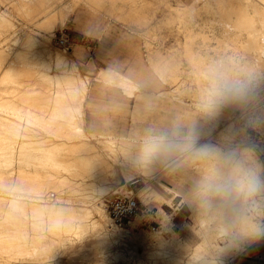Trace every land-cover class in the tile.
Segmentation results:
<instances>
[{"label": "rangeland", "instance_id": "374dc122", "mask_svg": "<svg viewBox=\"0 0 264 264\" xmlns=\"http://www.w3.org/2000/svg\"><path fill=\"white\" fill-rule=\"evenodd\" d=\"M178 8L182 13L180 19L174 13ZM60 31L67 34L68 48L57 41ZM25 35L48 42L51 53L66 57L74 73L57 76L55 72L61 74L62 70L43 62L35 50L37 43L23 44ZM177 60L181 67L177 75L164 77L155 67L164 62L169 68H175ZM12 64L16 65L14 74ZM91 69L109 74L101 77ZM3 81L18 86L13 92L0 91L1 95L7 94L4 100L0 95V114L7 116L4 125L12 128L10 131L19 126V131L27 132L23 138L30 139L28 148L38 149L61 141L75 145L68 151L59 148L56 155L68 164L66 169L61 166L60 174L71 178L64 180L71 184L69 187L62 183V176L51 181L49 175H44L46 178L40 179L44 185L36 191L35 186L31 187L36 179L21 177L17 172L18 155L10 165L0 161V264H166L164 253L150 254L156 237L168 239L176 235L180 242L191 246L201 241L199 221L202 220L196 214L199 220L196 221L194 212L199 206L194 200L212 196L226 201L236 190L230 188L224 195L206 191L205 177L211 172L195 166V162L217 149L237 154L242 149H252L262 164L264 180V8L258 6V0H0V84ZM213 84L221 89V94L215 105L208 107L206 95ZM178 88L183 94L177 93ZM136 102L140 105L134 124L129 113L136 108ZM124 113L128 139L154 130L168 131L171 120L178 119L177 123L183 126L178 127L185 134L179 148L185 155L182 162L193 173L186 177L176 169L169 174L173 177L133 174L127 180L118 174L112 179L107 162L128 153L130 143L125 141L128 139L110 143L97 138L107 128L121 124L106 119H115ZM91 131L96 135L92 136ZM207 144L210 147L203 152L201 147ZM159 149L155 153L168 151ZM25 162L23 165L27 167ZM90 162L106 166L104 179L90 171L87 165ZM217 175L221 177L220 182L228 180L225 175ZM91 178L95 181L94 194L100 192L97 191L101 190L99 184L106 183L102 200L113 190L131 189L139 199L140 209L154 213L151 218L159 226L152 230L149 221L141 226L139 214L125 227H117L106 212L108 224L106 221L102 231L112 234L117 230L124 236H110L103 242L98 225L91 220L97 219L98 214L84 217L81 226L70 225L77 219L69 216L67 208L77 214L85 212L88 201L80 205L79 192L91 187L78 185ZM132 179L136 181L131 183ZM55 183L60 187H55ZM150 184L157 191L151 190L144 196L141 191ZM60 190L65 191L63 195L71 193L72 199L61 198ZM236 191L240 195L241 190ZM259 194H254L255 198L251 196L253 203L248 212L253 211L254 220L262 226L264 190ZM90 196L81 197L89 199ZM22 203L25 206L20 207ZM59 207H62L60 211ZM225 208L233 209L230 204ZM59 216L63 218L59 221L62 227L50 229L48 225L55 223ZM211 230L217 243L228 242L229 237L221 227L214 226ZM235 237L239 248L233 245L218 250L221 252L214 250V264H264V234L252 241Z\"/></svg>", "mask_w": 264, "mask_h": 264}, {"label": "bare ground", "instance_id": "6f19581e", "mask_svg": "<svg viewBox=\"0 0 264 264\" xmlns=\"http://www.w3.org/2000/svg\"><path fill=\"white\" fill-rule=\"evenodd\" d=\"M259 1H260V3H259ZM259 5H261V7L264 8V0H258V6ZM179 10L180 9L178 8L174 12L177 19H180V17L182 16V13ZM248 32H251V31H248ZM22 43L23 44H29V43L34 44V43H37V45L35 47V50L39 51V54L41 55V57H43V62L47 63V65L49 64V66L54 65L55 69L59 68V69L62 70V71H60L61 74L55 72V74L57 76H61L62 75V76L66 77L71 72L74 73L72 65H69V61L67 62L66 57H64V56H62V55H60L58 53H55V54L51 53L52 49L49 48L50 45L49 46L47 45V44H49L48 42L46 43L43 40L42 41H36V40L32 39L29 35H25V38L22 40ZM20 46H22V45H20ZM25 47H24V49H25ZM171 62H173V61H171ZM67 63H68V65H67ZM179 63H180L179 60H177L176 64L175 63H174L175 65L173 64L175 68H169L168 66H170V65L169 64L166 65V63H164V62H163V65L162 64H156L155 67L160 71L159 73H161L164 77H167V76H171L173 74L177 75V71L181 69ZM15 64L17 65V63H15ZM15 64H12L10 66L12 69H14L13 70V74H14V71H15V68H16ZM18 65L20 66V64H18ZM47 65H46V68H47ZM65 66H67V67H65ZM43 67H45V66L43 65ZM45 69H43V70H45ZM16 71H18V70H16ZM48 72H50V71L48 70ZM86 72H88V69H86ZM93 73L101 76L103 74L104 75L107 74V71L94 70ZM15 75H16V72H15ZM42 75H44V74H42ZM115 75L119 76L118 74H115ZM112 77H113V75H112ZM119 79L121 80L122 77H119ZM5 80H7V79H5ZM13 83L10 82V83L6 84L4 82V83L0 84V91H2L3 93L15 91L18 86H16V84H13ZM27 84L29 85V83H27ZM178 84H179V82H178ZM85 87H86V85H85ZM86 88H83V90L86 89ZM17 91H18V89H17ZM178 92L181 93L182 89L178 88L177 93ZM182 94H183V92H182ZM6 95L7 94L1 95V98L4 100L6 98ZM139 105H140L139 102H136V105H135L136 108L133 111H130V113H129V116H131V121L134 124H136L137 120H138L137 118H138V114H139V112H138V106ZM26 114H27V112H26ZM126 115L127 114L124 113V114H122L120 116H117V118H115V119L113 118L114 120L110 119V118L106 119L107 121H112L113 123L114 122L115 123H119L120 122L121 124L118 127L117 126H112L111 128H107V130L102 133L104 135L101 138H97V140H103V141H107V142L112 143V142L117 141V139H128L127 138L128 134L125 133V129L127 127L124 126ZM6 117L7 116L0 114V124L1 125L3 124V128L0 127V161H1V163H3V162L5 163V161H7V163H5V164H9L10 165L13 161H15V159H16V158H14L15 155H18L17 166H15V168L17 169V172H19L21 177H23V176L26 177L27 176L28 178L32 177L33 180L36 179V182L34 180L32 184L30 183L31 187H32V185H33V187L35 186V189L38 186L40 188V186L43 184L40 181V179L42 178V181H43V179L46 178V177H43L44 175H46L47 177L49 175L48 178L51 181H52V179L54 177L56 178L58 176V178H60L63 175V173L60 174L61 168H62L61 166H63L66 169V168H68V164H64L62 162L63 159H59L58 157H56V155L59 153L58 152L59 148H63L64 150L68 151V150H71V148L75 145V143L74 142L61 141L60 143L41 145L40 147H38V149H33L34 146H32V148L30 149V148H28V145H27V144H29L28 141H30V139H28V141H27L26 138H23V136L27 135V132L19 131V126H17V130L16 129L13 130L14 131V135L11 136L10 134H12L13 131L11 130L12 131V133H11L10 129H12V128L9 127V129H8L4 125L5 124L4 123V119H6ZM33 121H35V120H33ZM178 121H179L178 119H172L171 120V128L169 129L171 132L169 130L168 131L167 130H160V131L154 130L152 132L144 134L143 136H138V135L132 136L128 140H125L126 142L130 143V146L128 148L130 150H129L128 153L125 152V154L122 157L114 158L113 162H107V167L104 166L102 163L90 162L89 164H87L90 167L89 168L90 171L93 172L94 175H100L101 179H104L103 178V176L105 174L104 172H105L106 168H108L109 171L111 172L112 179H115L118 174H122L128 180V179L133 178V174L141 175L142 177H147V176L150 175L151 178L155 177L156 175H160V177L162 176V177L166 178L167 176H170L169 174H173L172 171L177 169L178 170L177 173L179 175L181 174V175L187 177L188 176L187 174H191L193 172L191 171V173H190L188 171L189 168L186 165H183V162H182L183 161L182 157L185 156V155H183L182 150H179V148L183 145V140L182 139L185 136V134H184V132H182L183 129L182 130L180 129L183 126L181 127L179 125V123H177ZM11 123H9V125ZM12 124L14 125V123H12ZM12 124H11V126H12ZM9 125H7V126H9ZM178 125L180 126V128L178 127ZM136 128H137V125L133 126V129H136ZM46 129H47V127H46ZM25 130L26 129H24V131ZM9 131H10V133H9ZM50 131H52V130H50ZM100 132H102V131H100ZM52 133L55 134V135H59L56 132L55 133L52 132ZM91 133H92L91 134L92 136L96 135L95 134L96 132L94 133V132L91 131ZM186 137H188V136H186ZM153 139L160 140V146L158 147V149L161 148V150H162L163 148H166L165 150L166 151L168 150L167 153L163 151L166 154H163V153L159 154V152H157V153L154 152L151 155L145 157V155H144L145 146L150 140H153ZM36 141H37V138H36ZM209 147H210V144L209 145L207 144V146L201 147V150H203V152H205L204 150L208 149ZM158 151H160V149ZM156 154H158V155L156 156ZM28 156L29 157L30 156L33 157L32 158L33 160L31 162H30L31 157H30L29 160L24 158V157H28ZM257 156L258 155L256 154V152L254 150L248 149V148L240 150V152H238V154L235 153V152L232 153V152H228V151H223V150L217 149L215 152L208 153L207 156L205 157V159H202V161L200 159V162H195L194 163L195 166L208 168L210 170V172H211L210 174L215 172L216 174H219L221 176L225 175L228 178V180L226 182L229 184V189L230 188H234L236 190H239L236 187V181H238V180H243L245 182V187H244L243 190H241L240 195H238V192L236 190H234L233 193H230V195L227 196L228 199L226 201L221 200L218 197L216 198V197H212V196L203 198L201 200H197V199L194 200L195 204H197L199 206L198 210L196 211V213L194 212V214H195L196 217L198 215H200L198 217L199 218L201 217L200 220H202V222H200L198 220V217H197V220H196L197 222L199 221V225L200 226L202 225V238H201V241H199V242H197V243H195L194 245L191 246L187 242H185V243H182L183 241L180 242L179 241L180 238L178 239V237L176 235L171 236L170 238L168 237V239L167 238L165 239V238H163L161 236H157L156 237V243H154V245L155 244L156 245L153 248L149 249L150 254L153 253L152 255H154V253H158V252L164 253L165 255H163V258H164L163 260L165 261L166 264H214L215 263V258L213 256L214 250H216V249H217L216 251H218V250H226L228 247L233 246V245H236V246L238 245V248H239L240 243L235 240V238H237L235 236L238 235L239 239H240V237H242V238H246V239H248L250 241L255 240L259 236H261L262 235L261 233H264V226H263L264 224L262 226H259V224H257L256 221L253 218V215H252L253 211H251L252 213L248 212V211H250L249 208H250V206L253 203V201H251L250 199L252 197H254L253 195L254 194L256 195V193H257V195H258V193H260L259 195H261L263 193V190H264V180L261 177L262 164L257 159ZM23 162H25L24 163L25 165L27 164V167H25L23 165ZM190 165L191 164H189V166ZM88 166H87V168H88ZM194 170H196V169L194 168ZM198 170L200 171V168ZM6 173H5V176H6ZM197 173H198V171H197ZM58 174H60V175H58ZM202 174H201V176H203ZM68 177L69 176H66L64 174V177L62 179V181H63L62 183L63 184H67V186L69 187V186H71V184L69 182L68 183L64 182V180H66L65 178L68 179ZM170 177H173V175L170 176ZM174 177H175V175H174ZM249 178H253V181L255 183V189L252 190V191L248 190V180H249ZM70 179H68V180H70ZM51 181H49V184L51 183ZM71 182H73V181H71ZM79 183L80 184L78 185V182H77L76 185H78V186H81V185L84 186L85 185V188H86L87 185H89V187H91L89 189L87 188L85 190H82L83 193L81 191L79 192L78 200H79L80 205H81V203H83V202L86 203L87 201H88L87 202L88 204L85 205V212H82V214H77L71 208H67L69 216L70 217H75L77 219V220H75L76 223L75 222H74V224L70 223V225L81 226V225H83V222H84L83 218L84 217L90 216V218H91V216H92L91 214L96 213V214H98V218L97 219L93 218L91 220L93 222H95V226L96 227L98 225V228H99L98 230H100L101 238L103 239V242H104V240L109 239L110 236H113V238L114 237L116 238V237L124 236L121 232H119L117 230H113L112 234H110V233L108 234L107 231H104V232L102 231L103 230L102 228H103L104 224L106 223V221H107V224H108L107 213H106V211L104 209L103 200L101 198L102 197L101 193L103 194L105 189H106V187H107L106 183L99 184V187L101 188V190H97V191H100V192H98V194H94V192H92L93 186L95 184V181L93 183L92 178L90 180H86L84 182H79ZM220 183H225V182L221 181ZM59 184H61V183H59ZM161 184H164V183H161ZM72 185H75V182H73ZM148 185L149 184H147V186ZM200 185H201V183H199V186ZM54 186L55 187L56 186L60 187V185H58L56 183H55ZM153 186L150 184L149 187H147V188L144 187L145 189H142L143 191H141L142 194L144 196H146V195L149 194V192L151 190H156L155 187H153ZM1 187H3V186H1ZM36 191H37V189H36ZM72 191L73 190H70V192H72ZM63 192H65V191L60 190L59 196L60 197L62 196L61 198L72 199V196H69L71 193H69V195H63L62 194ZM80 193H82V194H80ZM24 194H26V193H24ZM83 194H86V195L89 194L91 196H90L89 199H85V198L81 197ZM250 194H252V195H250ZM249 195H250V197H249ZM182 197H183V195H182ZM11 198H12V196H11ZM258 198H259V196H258ZM263 198H264V196H263ZM189 200H191V199H189ZM260 200H263V199H260ZM191 202H192V200H191ZM194 202H192V203H194ZM258 203H259V201L256 203V205ZM14 204H17V203L14 202ZM229 204L231 205V207L233 209L228 211V210H226L225 205H229ZM23 205L25 206V204L22 203V206H20V207H23ZM253 206H254V204H253ZM257 207H258V205H257ZM235 208L239 209V211L234 210ZM60 209H62V207H59L58 211H60ZM254 210H256V209H254ZM260 213H262L264 215V208L261 209ZM196 214H198V215H196ZM255 215H256V213H255ZM62 219L63 218L61 216L56 217L55 218V223H53L51 225H48L49 228L50 229L51 228L55 229V226L62 227L59 224V221L62 220ZM48 224H50V222ZM26 225H27V223L25 224V226ZM43 226L41 228H43ZM115 226H117V225H115ZM214 226H219V227H221V229H223L226 232L225 234H227V236L229 237L228 242H225V243L221 244V243H217L215 241V234L211 230V227L213 228ZM34 227H37V225L35 226V224H34ZM34 227H33V229H34ZM66 227H67V225H65V228ZM200 228H199V230H200ZM60 229H58V230H60ZM17 231L20 232V230H17ZM35 232L40 234V232H38L37 229H36ZM21 233H24V231L21 232ZM199 234H200V232H199ZM35 235H37V234H35ZM30 236H33V235H30ZM142 241L144 242V240H142ZM218 252H221V251H218ZM115 254L116 253H114V255ZM117 254H118V252H117ZM160 256H162V255H160ZM113 258L115 259L116 257H113ZM152 258H153V256H152ZM216 261H217V259H216Z\"/></svg>", "mask_w": 264, "mask_h": 264}, {"label": "built area", "instance_id": "2783aa9c", "mask_svg": "<svg viewBox=\"0 0 264 264\" xmlns=\"http://www.w3.org/2000/svg\"><path fill=\"white\" fill-rule=\"evenodd\" d=\"M57 41L59 45H62L64 48L69 47V40L65 32H59ZM135 181L136 179H132L131 183ZM103 205L112 223L118 227H125L139 214L142 216L140 222L141 226H143L146 221L150 222V228L152 230L159 226V222L151 218V215H154V213L143 212L144 210L142 208L140 209L139 199L131 189L126 191L116 189L107 193L103 198Z\"/></svg>", "mask_w": 264, "mask_h": 264}, {"label": "clouds", "instance_id": "9594fccd", "mask_svg": "<svg viewBox=\"0 0 264 264\" xmlns=\"http://www.w3.org/2000/svg\"><path fill=\"white\" fill-rule=\"evenodd\" d=\"M221 94V89L217 87V85L213 84L212 87L208 90L207 95H206V105L208 107H212L215 105L217 102L218 97ZM160 146V140H150L144 149V155L145 157L151 155L154 153L158 147ZM220 177L213 172L209 176L205 177V183H204V188L206 191H211L216 195H224L229 191V184L227 182L225 183H220L219 182ZM236 187L239 190H243L245 187V182L243 180H238L236 181ZM255 189V183L253 181V178H249L248 180V190L252 191ZM264 234V233H261Z\"/></svg>", "mask_w": 264, "mask_h": 264}]
</instances>
